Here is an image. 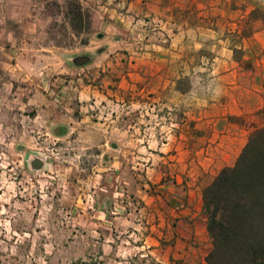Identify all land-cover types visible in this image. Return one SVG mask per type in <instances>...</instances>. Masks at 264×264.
<instances>
[{"label": "rangeland", "instance_id": "1", "mask_svg": "<svg viewBox=\"0 0 264 264\" xmlns=\"http://www.w3.org/2000/svg\"><path fill=\"white\" fill-rule=\"evenodd\" d=\"M77 1L85 28L68 0H0V264H177L182 198L202 197L224 163L220 136L183 112L228 51L239 63L246 46L264 54V0H182L175 16L191 28L174 75L137 81L121 55L161 44L163 31L97 36L106 28Z\"/></svg>", "mask_w": 264, "mask_h": 264}, {"label": "crops", "instance_id": "2", "mask_svg": "<svg viewBox=\"0 0 264 264\" xmlns=\"http://www.w3.org/2000/svg\"><path fill=\"white\" fill-rule=\"evenodd\" d=\"M80 1L94 12L93 23L107 29H104V33L97 34L103 38L108 39L110 34L113 39H117L122 31L130 32V27H143L140 25L147 27V25L155 23V26L163 31L165 39L161 40V44L158 41V44L151 43V39H146L145 43L149 44L144 45L139 52L123 53L121 59L129 60L128 63H125L128 66L126 73L135 75L136 81L139 79L137 78L139 75L154 76L164 73L174 75L176 60L183 57V54L178 52L180 50L176 51V41L179 38L185 43V39L187 41L189 38L185 35L191 28L185 20L179 23V19H176L175 16L176 9L182 11L186 9L182 0ZM187 1L201 2L204 5L200 7L206 9L213 6L217 8L221 5H227L229 9H234L231 5L236 0ZM234 5L237 9L239 4L235 2ZM248 9L253 10L254 7ZM179 26L183 28L181 38L175 34V30ZM254 38L256 35L247 37L246 40L252 43ZM252 49L253 47L248 49L246 46L245 50L244 47L240 63L235 62L233 52L228 51L224 61L225 65L211 68L212 74L215 76L207 85L211 91L203 97L204 99H196L197 105L194 107L197 110L192 115L190 107L184 108V110H188L183 112L186 116L184 120L188 125L195 122L196 127L210 128L220 136L219 146L222 148L221 155L224 161L221 169L235 163L250 132L262 126V119L258 113L264 110V54L259 56V53ZM131 54L134 56L132 57ZM132 60H134V64H132ZM215 61L219 62L220 60L215 58ZM130 67L134 73H128V70H131ZM171 106L174 109V104ZM182 199L186 206L177 214L179 226L176 228V233L178 236L168 257L177 264H208L206 256L211 249V242L206 230L202 197L200 194L197 196L195 193H189ZM193 201L197 202L194 206L192 205Z\"/></svg>", "mask_w": 264, "mask_h": 264}, {"label": "trees", "instance_id": "3", "mask_svg": "<svg viewBox=\"0 0 264 264\" xmlns=\"http://www.w3.org/2000/svg\"><path fill=\"white\" fill-rule=\"evenodd\" d=\"M68 1V14L85 28L79 1ZM202 203L211 242L208 264H264V125L250 133L235 163L203 189Z\"/></svg>", "mask_w": 264, "mask_h": 264}, {"label": "water", "instance_id": "4", "mask_svg": "<svg viewBox=\"0 0 264 264\" xmlns=\"http://www.w3.org/2000/svg\"><path fill=\"white\" fill-rule=\"evenodd\" d=\"M76 62H77L78 64L85 63V62H86V58H78V59L76 60Z\"/></svg>", "mask_w": 264, "mask_h": 264}]
</instances>
